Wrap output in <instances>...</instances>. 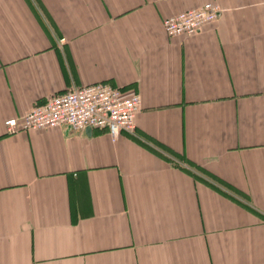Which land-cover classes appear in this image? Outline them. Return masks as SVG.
Masks as SVG:
<instances>
[{
  "label": "crops",
  "instance_id": "obj_1",
  "mask_svg": "<svg viewBox=\"0 0 264 264\" xmlns=\"http://www.w3.org/2000/svg\"><path fill=\"white\" fill-rule=\"evenodd\" d=\"M103 81L142 97L116 141L7 133ZM0 264H264V0H0Z\"/></svg>",
  "mask_w": 264,
  "mask_h": 264
},
{
  "label": "built area",
  "instance_id": "obj_2",
  "mask_svg": "<svg viewBox=\"0 0 264 264\" xmlns=\"http://www.w3.org/2000/svg\"><path fill=\"white\" fill-rule=\"evenodd\" d=\"M222 12L219 4L207 1L202 5L166 16L164 28L169 35L192 36L206 23L216 21ZM142 111L139 92L125 93L108 81L67 89L38 102L24 115L4 121L7 133L27 129H48L69 126L74 131L88 127L107 128L116 141L122 132L136 129V117Z\"/></svg>",
  "mask_w": 264,
  "mask_h": 264
},
{
  "label": "water",
  "instance_id": "obj_3",
  "mask_svg": "<svg viewBox=\"0 0 264 264\" xmlns=\"http://www.w3.org/2000/svg\"><path fill=\"white\" fill-rule=\"evenodd\" d=\"M87 130H89V131H91L92 130V128L91 127H88V128H86Z\"/></svg>",
  "mask_w": 264,
  "mask_h": 264
}]
</instances>
